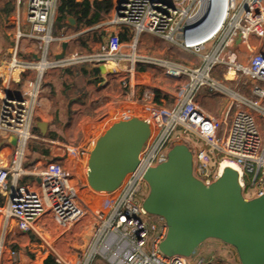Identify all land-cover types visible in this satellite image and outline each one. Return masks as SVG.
Segmentation results:
<instances>
[{
  "label": "built area",
  "instance_id": "obj_1",
  "mask_svg": "<svg viewBox=\"0 0 264 264\" xmlns=\"http://www.w3.org/2000/svg\"><path fill=\"white\" fill-rule=\"evenodd\" d=\"M59 2L0 0V14L17 22L23 9L29 28L27 35L18 30L15 48L0 63V145L13 148L10 159L0 161V193L8 191L7 203L0 209V264H27L28 253L21 244L29 232H36V249L51 255L54 264H215L203 257L168 256L160 250L168 226L163 218L143 208L149 192L144 175L167 160L176 138L192 150L193 174L204 184L210 185L221 175L223 162H231L238 168L244 197L264 195V86L255 85L254 97H246L229 92L212 78L221 65L227 68L223 75L226 82L235 81L240 74L264 84V47L258 49L253 42L264 39V0H116L107 25L134 31L130 50L120 33L113 31L101 51L67 52L57 60L55 54L68 38L55 37L52 32ZM143 34L201 57L199 67L138 56L137 39ZM28 37L34 42L33 50L23 55L20 42ZM55 45L59 49H54ZM84 64L104 65L127 75L123 84L136 90L146 88L148 76V71L136 68L138 64L154 65L168 79L188 78L175 86L174 105L161 124L153 127V119H146L152 133L137 168L115 192L105 193L106 207L97 212L80 204L60 163L50 162L33 172L23 167L28 143L34 138L31 129L45 73ZM30 73L34 78L25 81L19 93H13L16 77ZM204 86L230 94L220 117L196 102V92ZM146 112L151 115L155 110L147 108ZM179 128L184 136L175 137ZM10 137L16 139L15 146ZM197 140L204 146L198 147ZM78 151V144L67 145L68 153ZM25 175L34 177L36 188L18 184ZM47 215L59 227L57 233L46 235L39 228Z\"/></svg>",
  "mask_w": 264,
  "mask_h": 264
},
{
  "label": "water",
  "instance_id": "obj_2",
  "mask_svg": "<svg viewBox=\"0 0 264 264\" xmlns=\"http://www.w3.org/2000/svg\"><path fill=\"white\" fill-rule=\"evenodd\" d=\"M76 19L69 17V25ZM66 31H63L65 35ZM69 43H62L57 60L67 54ZM103 73L112 70L100 65ZM42 134L47 124H37ZM146 119L132 117L113 123L102 133L89 153L86 180L97 193L115 192L139 163V155L151 137ZM12 146L16 139L9 138ZM192 150L175 141L167 160L147 170L144 179L149 192L144 210L163 218L168 226L160 250L168 256L192 257L196 249L209 239L220 240L236 249L241 264H264V195L246 199L239 173L225 167L210 185L194 174Z\"/></svg>",
  "mask_w": 264,
  "mask_h": 264
},
{
  "label": "crops",
  "instance_id": "obj_3",
  "mask_svg": "<svg viewBox=\"0 0 264 264\" xmlns=\"http://www.w3.org/2000/svg\"><path fill=\"white\" fill-rule=\"evenodd\" d=\"M115 3L116 0L114 6ZM110 15L112 18L113 9ZM6 20L10 21V18L6 17V15L0 14V34L8 35L13 40V46L10 50L11 55L16 46V33L18 30L27 35L29 33V28L26 23L25 11L23 9L19 15V21H10L13 24L11 29L6 26L3 28L4 25L2 23L6 22ZM67 22L68 27L60 28L61 33L57 34L56 37H68L66 40L69 43L67 49L68 53H83L81 50L73 49V41L86 31H83V29L76 30V24L75 26H70L69 17ZM63 31H66L65 35H63ZM117 32L120 33V36L126 35L129 38V40L124 43H132L135 39V33L131 29L118 28ZM253 42L258 49L264 47V39L254 40ZM20 45L21 49L19 50H23L24 53L22 54L25 55L27 54L25 52L33 50L34 42L28 37L21 40ZM101 45L102 46L98 47V50H93L91 52L96 53L101 51L105 42ZM53 47L54 49H59V45ZM61 47L62 44L60 45V48ZM184 52L188 53L186 51ZM4 59L5 58H3L0 63ZM145 65L147 64H140L141 67H144ZM96 67L99 68L100 66L84 64L45 73L41 82L38 107L36 109L37 111L32 126V134L34 138L29 142H42L45 144L46 148L44 152L38 155L34 164V170L41 168L50 162H58L62 164L66 156L69 160L73 161L75 164L74 174L69 177V180L75 194L78 192L77 185L80 183L81 177H86L89 153L92 150L95 141L100 136L99 128L107 119L112 118L114 115L120 117L118 118V121L132 117H144L145 119L151 117V119H153V127H157L165 120L166 115L172 109L175 101L174 98L168 99L167 95H170V93H160L156 90L147 92L144 91L145 88L142 90H136L131 86H125L123 83L127 75L115 73L114 71L103 73L100 68L97 73L94 71ZM106 68L109 69V67ZM33 78L34 73L18 75L15 82L11 85V91L13 93H19L25 81ZM64 84L67 85L66 89H64ZM52 90L53 93L50 94ZM212 96L217 97L212 98ZM224 96L228 97V94L226 92L215 91V93H213V91H211V94L209 93V95L201 93L195 98V100L199 105L200 99L203 98L208 100V102L212 104L213 111L218 109L217 106H220L216 113L205 109L210 114L220 117L222 111L230 100V96L228 99ZM220 97L221 100H223L221 104L217 103V101L220 100ZM147 108H154V114L150 115L146 112ZM39 122L47 124L45 135L42 134L37 126ZM74 140H81L78 144L79 151L73 154L68 153L67 145ZM12 152L13 148L10 145H0V161H8ZM33 153L35 152L33 151ZM26 161H24L23 167L28 171L25 166ZM29 178V175L20 177L18 184L36 188L37 185L35 179L33 182H29ZM22 179H24V181ZM10 184H12V179L9 181V187ZM89 190L96 196L105 194L94 192L91 189ZM1 194H3L5 199L3 204L0 205V209L7 203L8 191ZM79 202L82 204L81 199H79ZM39 228L43 230L46 235L53 232L57 233L60 230L52 217L48 215L39 223ZM38 243L39 239L36 232H29L25 235L21 248L22 250L27 249L26 252L28 253V257L26 256L25 258L27 264H44V261L47 258L51 257L53 259L51 255L43 254L41 251L38 252V249H36Z\"/></svg>",
  "mask_w": 264,
  "mask_h": 264
},
{
  "label": "rangeland",
  "instance_id": "obj_4",
  "mask_svg": "<svg viewBox=\"0 0 264 264\" xmlns=\"http://www.w3.org/2000/svg\"><path fill=\"white\" fill-rule=\"evenodd\" d=\"M113 2H115V0H113ZM0 13L3 14V11H1ZM110 13L104 16L99 26L97 25L93 28L83 29V31L85 30L86 32L79 35L73 41V49L81 50V52L85 54H92L93 52L91 51L93 50L96 51L98 50V47L102 46L101 44L105 42V39L107 38L109 33L113 32L114 30L118 31V27L116 28V27L107 25V23L111 20ZM2 24L4 25L3 28H5L6 26L9 29H11L13 25L9 20H6V22ZM0 30H1V27H0ZM52 32L55 37L57 34L61 33L60 29L57 26L53 27ZM132 43L126 42L125 44L128 47H125V48L130 50V45ZM12 46H13V40L11 39V37L5 34H0V61L3 58H7V56L10 57V50ZM136 54L140 57H144L147 59L171 61L173 63H177V64L184 65V66L191 67V68L199 67L201 60H202L201 57L194 55V54L185 53L181 49L177 48V46L171 45L170 43L154 35H150V34H143L140 36V38L137 39ZM136 68H138V70L148 71L146 72L148 76H146V80H145L146 88L144 89V91L151 92V91L156 90L160 93H170V95L166 94L168 96V99H173V93L175 92L176 84H182L188 80L187 77H182L179 81L168 79L167 77H165L162 69L159 70L157 67L151 64H147L144 67H141L140 64H138ZM226 72H227V68L223 66L221 67L220 65L214 69L212 73V78L224 84L229 89V92L238 93L246 97H254L253 92H252L253 87L255 85L264 86V84L259 83L256 80L250 79L249 77H246L240 74H237L235 76L236 77L235 81L226 82L223 77V75H225ZM230 77H233V75ZM134 83H137V81ZM64 85H65L64 89H66L67 85L66 84ZM211 91L215 93V91L212 90L210 87L204 86L197 91L195 98H197L201 93L209 95V93L211 94ZM52 93H53V90L50 92V94ZM214 97H217V96H212V98ZM224 97L228 99L229 96L228 97L224 96ZM221 102H223V100H221V97H220V100H218L217 103L221 104ZM209 103L210 102H208V100L206 99H203V98L200 99V106L203 109L216 113L219 110L220 106L219 107L217 106L218 109L213 111L214 109H212V104L211 103L209 104ZM263 104H264V99H263ZM118 118L120 117H117L114 115L112 118L107 119L106 122L99 128L100 135L104 133V131L108 129L109 126L117 122ZM138 118L145 119L144 117H138ZM262 128H263L262 132L264 134V123L262 124ZM31 131H33V129H31ZM181 134L184 136L183 129L179 128L178 132L175 134V137L177 135L180 136ZM49 137H50V134H49ZM53 140H56V139H53ZM176 140L177 139L175 138L173 140V143ZM80 142L81 140H74L68 145L70 144L77 145ZM196 142H197L196 145L198 147L204 146V143L201 140L200 141L197 140ZM45 150H46L45 144L42 142L29 143V145L27 146L26 159H25V161L27 160L25 166L28 172L34 171V164L36 162L38 155H40ZM33 151L35 153H33ZM67 159L68 158L66 156L61 165L66 170L69 177H71V175L74 174L75 164L73 163V161L69 159L67 160ZM29 176L30 178L28 181L33 182L34 177L31 175ZM22 180L24 181V179ZM89 189L90 188L87 184L86 177L82 176L80 183L77 185V191H78L77 195L75 194L76 197L78 198V201L79 199H81V202L83 204L81 205L83 207L87 206L93 212H97V211L104 209L108 201L106 195L105 194H102L99 196L93 195ZM88 221L89 220L85 222L84 224L85 227L89 224ZM85 227H82L81 229L83 232H85ZM86 239L87 237L84 238V240ZM26 251L27 249L23 250L24 253H26ZM200 257L210 260L215 264H241L238 259L236 249L216 239H209L205 241L202 245H200L196 249L194 254L192 255L191 260H195Z\"/></svg>",
  "mask_w": 264,
  "mask_h": 264
},
{
  "label": "trees",
  "instance_id": "obj_5",
  "mask_svg": "<svg viewBox=\"0 0 264 264\" xmlns=\"http://www.w3.org/2000/svg\"><path fill=\"white\" fill-rule=\"evenodd\" d=\"M114 7L113 0H60L58 5V17L54 26L59 29L68 27V17L76 19V29L92 28L99 25L104 16L108 15ZM123 42L128 41L126 35H122ZM98 73L99 68L94 69ZM4 196L0 193V205L4 202ZM44 264H54L51 257Z\"/></svg>",
  "mask_w": 264,
  "mask_h": 264
},
{
  "label": "bare ground",
  "instance_id": "obj_6",
  "mask_svg": "<svg viewBox=\"0 0 264 264\" xmlns=\"http://www.w3.org/2000/svg\"><path fill=\"white\" fill-rule=\"evenodd\" d=\"M233 73L230 74V76H232ZM225 167H231L233 169H235L236 171H238V168L235 164L231 163V162H223L221 165H220V172L224 170Z\"/></svg>",
  "mask_w": 264,
  "mask_h": 264
}]
</instances>
